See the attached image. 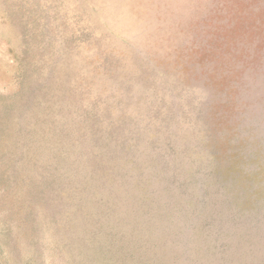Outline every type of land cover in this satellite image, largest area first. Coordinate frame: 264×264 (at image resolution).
<instances>
[{"label": "rangeland", "instance_id": "rangeland-1", "mask_svg": "<svg viewBox=\"0 0 264 264\" xmlns=\"http://www.w3.org/2000/svg\"><path fill=\"white\" fill-rule=\"evenodd\" d=\"M0 264H264V0H0Z\"/></svg>", "mask_w": 264, "mask_h": 264}]
</instances>
